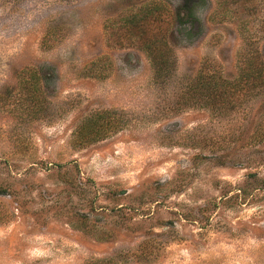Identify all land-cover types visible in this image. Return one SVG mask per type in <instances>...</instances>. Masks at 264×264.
I'll use <instances>...</instances> for the list:
<instances>
[{
  "label": "rangeland",
  "instance_id": "374dc122",
  "mask_svg": "<svg viewBox=\"0 0 264 264\" xmlns=\"http://www.w3.org/2000/svg\"><path fill=\"white\" fill-rule=\"evenodd\" d=\"M249 61L264 0H0V264H264Z\"/></svg>",
  "mask_w": 264,
  "mask_h": 264
},
{
  "label": "trees",
  "instance_id": "16d2710c",
  "mask_svg": "<svg viewBox=\"0 0 264 264\" xmlns=\"http://www.w3.org/2000/svg\"><path fill=\"white\" fill-rule=\"evenodd\" d=\"M149 14L147 15V19L153 18L155 21L157 17L154 14V11L149 10ZM153 12V13H152ZM152 20V19H151ZM183 23L184 20H180ZM192 35H189L188 39L191 40ZM159 43H162L163 41H158L156 37L152 36V39L145 43L146 45V52L149 57V60L153 64V68L155 69V73L158 75V77L163 78L167 77L169 70H170V57H171V51H169V47L167 48V51L164 52L166 47L169 46L167 42H164V45H160ZM253 62V61H252ZM252 62L249 61V64L246 65L245 69L242 70L241 74L242 77L245 79L247 84L254 83L251 81H260L264 84V62H260V64L253 65ZM210 77L209 75L205 76L202 75L198 78V81H202V85H204L205 88H211V84L209 83Z\"/></svg>",
  "mask_w": 264,
  "mask_h": 264
}]
</instances>
